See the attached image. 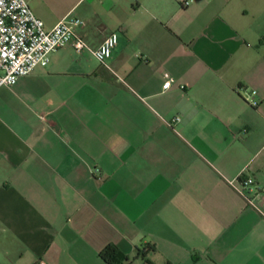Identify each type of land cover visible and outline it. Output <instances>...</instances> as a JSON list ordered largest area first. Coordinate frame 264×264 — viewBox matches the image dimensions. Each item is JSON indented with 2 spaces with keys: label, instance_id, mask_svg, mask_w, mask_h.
Wrapping results in <instances>:
<instances>
[{
  "label": "crops",
  "instance_id": "0c3cea01",
  "mask_svg": "<svg viewBox=\"0 0 264 264\" xmlns=\"http://www.w3.org/2000/svg\"><path fill=\"white\" fill-rule=\"evenodd\" d=\"M29 5L119 42L0 88V264H264V0Z\"/></svg>",
  "mask_w": 264,
  "mask_h": 264
},
{
  "label": "built area",
  "instance_id": "2783aa9c",
  "mask_svg": "<svg viewBox=\"0 0 264 264\" xmlns=\"http://www.w3.org/2000/svg\"><path fill=\"white\" fill-rule=\"evenodd\" d=\"M185 5L188 6L189 2ZM81 25L80 19L61 20L47 31L44 22L32 11L29 0H0V88L12 87L38 67H46L51 54L66 46H71L79 54L88 49L99 62L105 64L119 42L118 34L112 33L100 48L91 50L76 34ZM170 85L169 79L163 89H168ZM179 121L176 118L173 123ZM253 185V180L248 178L237 189L247 196ZM38 264L46 263L41 261Z\"/></svg>",
  "mask_w": 264,
  "mask_h": 264
},
{
  "label": "trees",
  "instance_id": "16d2710c",
  "mask_svg": "<svg viewBox=\"0 0 264 264\" xmlns=\"http://www.w3.org/2000/svg\"><path fill=\"white\" fill-rule=\"evenodd\" d=\"M154 247H148V250H139V255H143L144 257L147 255V252H154ZM100 257L107 264H125L127 261V257L115 246L108 245L101 253Z\"/></svg>",
  "mask_w": 264,
  "mask_h": 264
}]
</instances>
